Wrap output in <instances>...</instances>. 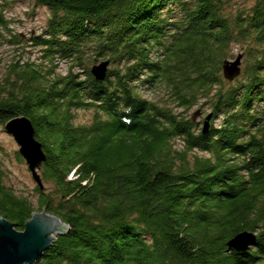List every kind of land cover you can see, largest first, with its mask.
<instances>
[{
	"label": "trees",
	"instance_id": "obj_1",
	"mask_svg": "<svg viewBox=\"0 0 264 264\" xmlns=\"http://www.w3.org/2000/svg\"><path fill=\"white\" fill-rule=\"evenodd\" d=\"M34 2L51 13L34 39L46 57L92 51L113 67L97 81L87 67L49 76L26 64L0 82V125L27 117L45 153L37 210L69 227L33 264H264V0ZM241 44L245 66L227 81L223 60ZM140 85L180 109L203 100L207 132ZM77 109L89 123H74ZM33 211L0 166V215L22 230ZM242 230L255 245L228 250Z\"/></svg>",
	"mask_w": 264,
	"mask_h": 264
},
{
	"label": "rangeland",
	"instance_id": "obj_2",
	"mask_svg": "<svg viewBox=\"0 0 264 264\" xmlns=\"http://www.w3.org/2000/svg\"><path fill=\"white\" fill-rule=\"evenodd\" d=\"M254 0H234L236 5H250ZM0 12L6 21L5 26H0V82L11 74L12 68L33 65L39 68L44 74L49 76L64 75L72 68L74 73H82L85 67L88 69L105 58H97L95 53L90 51L84 56L87 58L79 62H67L61 60L57 55L54 58L46 57L42 46L35 43L37 36L42 35L48 18L51 16L50 10L45 6L37 5L34 0H0ZM244 45H232L230 56L233 59L238 53H242L241 72L245 66ZM248 61H246L247 63ZM80 63V65H78ZM113 64L109 61L108 68ZM241 74V73H240ZM139 92L147 99L163 106H170L175 112H180L183 117L190 118L193 113H197L195 121L202 127L206 115L210 112L207 105L200 101L197 105L189 109H180L173 103L170 94L163 88L154 86H138ZM75 124H87L93 116L92 110H73ZM213 124H216L215 122ZM173 147L180 149L181 143L173 141ZM18 146L0 125V166L5 172V181L17 193L24 194L31 200L35 211L37 210V194L34 191L35 182L30 176L24 160L19 161L15 157ZM198 155H202L201 153ZM44 186L48 187L44 183Z\"/></svg>",
	"mask_w": 264,
	"mask_h": 264
},
{
	"label": "water",
	"instance_id": "obj_3",
	"mask_svg": "<svg viewBox=\"0 0 264 264\" xmlns=\"http://www.w3.org/2000/svg\"><path fill=\"white\" fill-rule=\"evenodd\" d=\"M242 53L222 63V74L227 81H233L241 73ZM109 60H101L89 69L91 76L103 81L107 76ZM209 113L202 124L205 133L210 126ZM18 146V153L24 160L37 187L43 188L39 170L45 161L41 143L35 139L31 121L25 116L9 119L3 126ZM68 225L58 216L42 209L33 211L25 221L24 228L18 230L14 223L0 215V264H33L50 248L57 236L65 234ZM257 235L250 230L237 232L227 241L228 250L245 251L256 243Z\"/></svg>",
	"mask_w": 264,
	"mask_h": 264
},
{
	"label": "clouds",
	"instance_id": "obj_4",
	"mask_svg": "<svg viewBox=\"0 0 264 264\" xmlns=\"http://www.w3.org/2000/svg\"><path fill=\"white\" fill-rule=\"evenodd\" d=\"M105 60V59H104ZM108 60V59H107ZM96 64V63H95ZM90 69V68H89ZM109 69V68H108ZM91 75V74H90ZM253 232H255L256 233V231H253ZM256 235H257V233H256ZM253 247V246H252ZM250 248V247H249Z\"/></svg>",
	"mask_w": 264,
	"mask_h": 264
},
{
	"label": "bare ground",
	"instance_id": "obj_5",
	"mask_svg": "<svg viewBox=\"0 0 264 264\" xmlns=\"http://www.w3.org/2000/svg\"><path fill=\"white\" fill-rule=\"evenodd\" d=\"M207 116V115H206ZM240 252V251H239Z\"/></svg>",
	"mask_w": 264,
	"mask_h": 264
}]
</instances>
